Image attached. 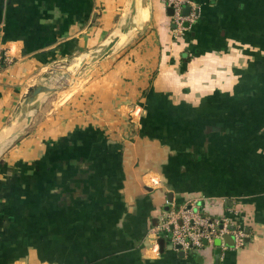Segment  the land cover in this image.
Masks as SVG:
<instances>
[{"label": "crops", "instance_id": "0c3cea01", "mask_svg": "<svg viewBox=\"0 0 264 264\" xmlns=\"http://www.w3.org/2000/svg\"><path fill=\"white\" fill-rule=\"evenodd\" d=\"M192 1L177 36L168 7L147 0L145 28L95 84L3 153L0 264H264V0ZM129 4L0 0V131L35 80L97 47ZM187 202L245 217V243L180 254L157 231Z\"/></svg>", "mask_w": 264, "mask_h": 264}, {"label": "built area", "instance_id": "2783aa9c", "mask_svg": "<svg viewBox=\"0 0 264 264\" xmlns=\"http://www.w3.org/2000/svg\"><path fill=\"white\" fill-rule=\"evenodd\" d=\"M171 8V20L175 35H182L186 24L196 18V6L192 0H161ZM189 7L188 13H183L184 7ZM7 52H0V64L9 62ZM235 213H238L235 212ZM157 234L166 236L175 250L185 254L197 252L213 240L220 241L226 235H231L235 247H241L248 236L245 231V217L235 220L228 215H207L195 209L191 203H185L171 209L161 219ZM156 244V241L154 242Z\"/></svg>", "mask_w": 264, "mask_h": 264}, {"label": "water", "instance_id": "95a60500", "mask_svg": "<svg viewBox=\"0 0 264 264\" xmlns=\"http://www.w3.org/2000/svg\"><path fill=\"white\" fill-rule=\"evenodd\" d=\"M147 2V0H145ZM169 14H172L171 8H168ZM189 7L183 9V13H187ZM137 13V0H130L127 12L122 20L112 30V32L94 49L81 53L75 62V68L63 75L64 78L73 79L72 81H81L87 77L95 64L103 59L111 56L113 53L123 47L131 36L140 32L144 26H137L135 15ZM129 37L122 40V37ZM73 76V77H72ZM70 83V82H69ZM66 85V84H65ZM64 86V84H63ZM62 88L60 84H49L37 81L31 84L23 94L20 102L15 108V112L11 122L0 131V158L3 153L23 134L29 127L38 111L42 108L46 98ZM231 245H233V237L229 235ZM228 238V236L224 237ZM162 250L163 240H159ZM180 254L183 251L180 250Z\"/></svg>", "mask_w": 264, "mask_h": 264}, {"label": "rangeland", "instance_id": "374dc122", "mask_svg": "<svg viewBox=\"0 0 264 264\" xmlns=\"http://www.w3.org/2000/svg\"><path fill=\"white\" fill-rule=\"evenodd\" d=\"M78 59L76 58V60L71 61L68 65H64L63 62H61L60 64L55 65L54 69H48V76L46 77V79H38L35 80L34 82L37 81H44L46 83L49 84H60L62 85V88L59 89L57 92L51 94L50 96H48L46 98L45 103L47 104L46 106H44L43 110H41V113H38L36 116L40 117L43 114L47 113L50 109H54L55 107H57L58 104L61 103H65V101H67L68 99L72 97H75L76 95L80 94V92L82 90H84L85 88H88V86H91L92 84H95L94 82H92V80L95 79L96 74H97V67L101 66V64H104V62H97L94 66V68L91 70V72L89 73V75L85 78H83V80L81 81H72L73 79H68V78H64L63 75L69 71H72L75 68V62ZM67 63V62H66ZM73 77V76H72ZM69 80V81H67ZM33 82V83H34ZM70 82V83H69ZM64 84V86H63ZM66 84V85H65ZM61 102V103H60ZM47 106L51 107V108H47ZM36 116L34 117L33 120H35ZM137 116V113H135V111H130L129 117L131 122L133 118H135ZM33 122V121H32ZM31 122V123H32Z\"/></svg>", "mask_w": 264, "mask_h": 264}, {"label": "bare ground", "instance_id": "6f19581e", "mask_svg": "<svg viewBox=\"0 0 264 264\" xmlns=\"http://www.w3.org/2000/svg\"><path fill=\"white\" fill-rule=\"evenodd\" d=\"M137 3H138V9H137V13L135 15V22H136V24L139 22L145 23L148 19L147 2L145 0H137ZM124 39H125V37L123 36L121 41H123ZM67 81H69V80H67Z\"/></svg>", "mask_w": 264, "mask_h": 264}]
</instances>
